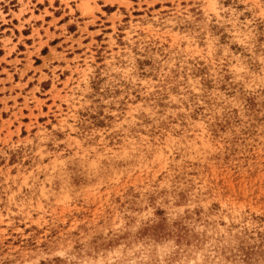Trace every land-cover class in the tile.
<instances>
[{"label": "rangeland", "instance_id": "obj_1", "mask_svg": "<svg viewBox=\"0 0 264 264\" xmlns=\"http://www.w3.org/2000/svg\"><path fill=\"white\" fill-rule=\"evenodd\" d=\"M0 264H264V0H0Z\"/></svg>", "mask_w": 264, "mask_h": 264}]
</instances>
